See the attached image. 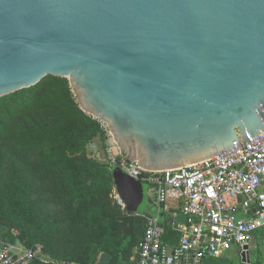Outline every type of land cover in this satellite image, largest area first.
Segmentation results:
<instances>
[{
	"label": "water",
	"instance_id": "1",
	"mask_svg": "<svg viewBox=\"0 0 264 264\" xmlns=\"http://www.w3.org/2000/svg\"><path fill=\"white\" fill-rule=\"evenodd\" d=\"M49 75L117 146L130 235L147 185L120 160L173 170L264 136V0H0V97Z\"/></svg>",
	"mask_w": 264,
	"mask_h": 264
},
{
	"label": "trees",
	"instance_id": "2",
	"mask_svg": "<svg viewBox=\"0 0 264 264\" xmlns=\"http://www.w3.org/2000/svg\"><path fill=\"white\" fill-rule=\"evenodd\" d=\"M96 138L105 131L80 109L66 78L49 75L0 97V248L39 245L44 258L29 264H95L103 251L110 264L134 263L147 219L134 214L132 233H123L118 219L127 209L112 194L114 166L87 151ZM173 236L166 226L164 240Z\"/></svg>",
	"mask_w": 264,
	"mask_h": 264
},
{
	"label": "built area",
	"instance_id": "3",
	"mask_svg": "<svg viewBox=\"0 0 264 264\" xmlns=\"http://www.w3.org/2000/svg\"><path fill=\"white\" fill-rule=\"evenodd\" d=\"M100 123L106 161L114 166L119 151L106 125ZM237 135L241 147L173 170L144 171L135 162L120 160L124 172L147 185L148 198L157 206L153 216L134 213L145 217L147 226L134 248L133 264H203L205 258L232 253L246 259L255 234L264 238V136L246 144L238 131ZM112 194L125 210L115 187ZM169 199L179 202V211L168 212ZM160 215L172 217L169 227L177 234L175 243L164 240ZM34 257L44 258L39 245L0 248V264H29Z\"/></svg>",
	"mask_w": 264,
	"mask_h": 264
},
{
	"label": "rangeland",
	"instance_id": "4",
	"mask_svg": "<svg viewBox=\"0 0 264 264\" xmlns=\"http://www.w3.org/2000/svg\"><path fill=\"white\" fill-rule=\"evenodd\" d=\"M87 151L91 157H94L99 161H106L108 158V155L105 152V139H97L96 138L87 147ZM150 195L152 196V194H150ZM150 198H152V197H149L148 200ZM148 203L149 202H147L142 207L143 208L142 211L147 209ZM152 208H153V205L151 204L148 209L151 211ZM263 241H264L263 239L262 240L259 239L258 241H256L254 246H251L249 248V258H250L249 262H246V263L242 262L240 255L237 253H232V255H230L231 258H227V259H230V261L233 260V261L238 262V263L241 262L242 264H253V263L264 264V243H263Z\"/></svg>",
	"mask_w": 264,
	"mask_h": 264
},
{
	"label": "crops",
	"instance_id": "5",
	"mask_svg": "<svg viewBox=\"0 0 264 264\" xmlns=\"http://www.w3.org/2000/svg\"><path fill=\"white\" fill-rule=\"evenodd\" d=\"M148 206H147V209H145L144 210V212L147 214V215H154L155 214V212H156V205H155V203H154V201L152 200V199H149L148 200ZM153 205V208H152V210L150 211L148 208H149V206L150 205ZM166 206H167V209H168V212H173V211H179V202L178 201H176L175 199H169L168 201H167V203H166ZM142 212V211H141ZM159 219H161L160 220V222H161V224L164 226V227H166V226H169V223H171L173 220H172V217H169V218H166V216L164 215H160V217H159ZM179 221H181V220H179ZM182 222V221H181ZM262 237V235L260 234V233H256L255 234V236H254V240H253V242H252V244H251V246H254L255 245V243H256V241H258L259 240V237ZM260 237V238H261ZM176 239H177V236H173L172 238H169L168 240H166L167 242H170V243H175V241H176ZM262 239L264 240V238L262 237ZM263 243H264V241H263ZM227 258H231V256H228ZM241 261H242V259H241ZM245 263V262H244Z\"/></svg>",
	"mask_w": 264,
	"mask_h": 264
}]
</instances>
